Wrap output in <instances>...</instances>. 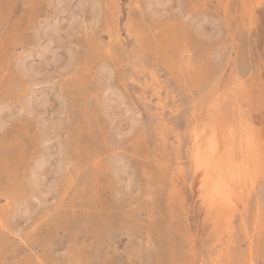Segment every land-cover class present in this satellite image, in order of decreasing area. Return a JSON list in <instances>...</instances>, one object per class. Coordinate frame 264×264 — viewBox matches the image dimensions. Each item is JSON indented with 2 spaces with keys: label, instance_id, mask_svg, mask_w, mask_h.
<instances>
[{
  "label": "rangeland",
  "instance_id": "rangeland-1",
  "mask_svg": "<svg viewBox=\"0 0 264 264\" xmlns=\"http://www.w3.org/2000/svg\"><path fill=\"white\" fill-rule=\"evenodd\" d=\"M71 1L45 53L60 1L0 0V264H264V0ZM226 116L263 157L230 231L191 161Z\"/></svg>",
  "mask_w": 264,
  "mask_h": 264
},
{
  "label": "bare ground",
  "instance_id": "bare-ground-1",
  "mask_svg": "<svg viewBox=\"0 0 264 264\" xmlns=\"http://www.w3.org/2000/svg\"><path fill=\"white\" fill-rule=\"evenodd\" d=\"M59 1L62 7V12L69 14L68 19L70 25L67 29L63 30L60 28L57 19L54 23H52V25H50V27H48L44 31L43 38L46 39L47 43L45 46H43L42 52L45 53L49 52L51 50V47L56 42L60 43L61 36L63 35V33H67L73 30L74 27L76 26L78 27L81 24V17L84 14V9L86 7L85 4H87L85 2L80 1L79 5L75 9H73L71 8L70 5L72 2L71 0H59ZM96 6L97 5L94 3L92 5L93 9ZM57 50L58 49L54 51V57L52 60L54 61V63L59 62V59L56 57ZM73 57H74L73 52L70 51L69 63H71L72 61L74 62ZM25 64H26L25 62L22 63L21 67H23V69H26ZM40 100H41V106L45 107L48 102L47 95L42 96ZM28 109L32 113L34 112L36 113L37 111L36 109L31 107V105L28 106ZM228 116L226 117L228 118ZM229 120H230L229 118L228 120H224V121L222 120L221 122L220 120L217 122L214 120L212 124H210L208 127L204 129V132L196 133L194 138V146L192 147L193 151L191 158L192 159L191 161L193 162L194 165L195 174L200 180L199 189L202 191V198L205 203L204 206L207 207L206 209L210 214L214 215L216 222L220 225H223L224 229L227 231H230L233 226V221L235 218V213L238 210L239 202L241 203V201H243L248 188L251 186V184H253V181L257 177V175L261 173L263 167L262 166L263 157L261 158L259 142L256 138L260 134L257 136L254 135V133L251 130V127L242 123V121L241 123H237L236 121H232V120L229 121ZM5 121L6 120L0 118V128L3 127ZM132 122H134V120H132ZM245 123L247 122L245 121ZM131 128H133V126ZM51 137L48 136L47 138H45L46 144H49V142H51L52 140ZM61 150L62 147L59 150V156H61L60 155V153L62 152ZM46 160L43 159V162L39 166L40 168H44L43 166H45ZM62 168L61 165L59 164L56 167L57 172ZM121 170L122 172H125L124 168H121ZM39 171L41 172L42 170L40 169ZM44 177H46V175L41 174L40 177L36 178L35 181L39 186H41ZM127 184H129V181L127 182ZM52 188H53V184L50 186L47 185V187L45 188V193L48 194L52 190ZM243 212L245 213V211Z\"/></svg>",
  "mask_w": 264,
  "mask_h": 264
}]
</instances>
